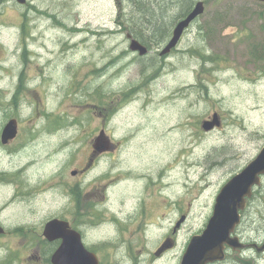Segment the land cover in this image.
<instances>
[{"label": "rangeland", "instance_id": "rangeland-1", "mask_svg": "<svg viewBox=\"0 0 264 264\" xmlns=\"http://www.w3.org/2000/svg\"><path fill=\"white\" fill-rule=\"evenodd\" d=\"M118 1L32 0L26 18L17 9L4 17L2 246L21 251L61 216L88 244L104 245L103 264H181L223 187L264 148V3L207 0L186 44L141 57L127 35L144 27L143 10ZM23 22L37 36L28 47L19 38ZM215 113L221 124L208 131ZM12 119L18 138L4 146ZM102 131L111 146L93 158ZM259 212L262 221L264 204ZM167 240L173 247L156 258Z\"/></svg>", "mask_w": 264, "mask_h": 264}, {"label": "water", "instance_id": "water-1", "mask_svg": "<svg viewBox=\"0 0 264 264\" xmlns=\"http://www.w3.org/2000/svg\"><path fill=\"white\" fill-rule=\"evenodd\" d=\"M24 3L25 0H18ZM264 3V0H253ZM204 13V3L199 2L192 13L182 21L174 32L169 45L162 51L165 56L175 49L185 31L191 23ZM132 52L140 56L148 55L149 50L143 47L139 42L133 41L130 45ZM220 120L217 113L213 115V121L204 122L203 128L208 131L220 126ZM102 131L94 142V153L98 154L109 150L107 137ZM18 135V120L12 119L4 128L2 134V143L7 144ZM76 175V172H73ZM264 176V148L259 155L249 163L244 170L235 175L221 190L206 229L201 236L193 237L181 264H209L222 261L225 258L224 250L227 245L237 247L239 239L232 237L236 226L241 223V212L246 209L247 199L252 196L254 187L259 186L261 178ZM185 221V217L182 218ZM180 223L177 225V228ZM176 230V229H175ZM5 230L0 227V234ZM44 236L48 240L63 239L61 247L53 255V264H100L97 255L86 250L79 232L70 229V224L60 219L49 221L44 229ZM173 244L167 240L156 252L161 255ZM245 263V262H243Z\"/></svg>", "mask_w": 264, "mask_h": 264}, {"label": "flooded vegetation", "instance_id": "flooded-vegetation-1", "mask_svg": "<svg viewBox=\"0 0 264 264\" xmlns=\"http://www.w3.org/2000/svg\"><path fill=\"white\" fill-rule=\"evenodd\" d=\"M137 1L119 0L118 5L121 6L124 2H126L133 9L132 13H135ZM206 1L207 0H152L154 8H156L154 11L155 16L157 17V20L159 19L157 30H155L152 35L148 36L142 34L141 31L137 32V30L133 31V35H130V33H128L127 37L129 43L131 44L133 41H137L143 47L149 49V51L154 48L164 50L174 37V32L178 25L182 21L186 20V18L192 13L199 2L204 3L203 14H205ZM140 2L145 4L144 0H140ZM32 4V0H25L23 4L18 0H0V22L2 23L0 24V28L6 25L7 19L5 22L4 17L7 15V12L9 10H22V16L26 18L28 16V9ZM200 18L201 17L199 16L191 23L189 28L185 29L177 47L186 44L185 38L187 32L191 30L195 26V24H197ZM58 23L60 24V22ZM138 25L139 24L137 23V25L134 27L137 28ZM19 29V38L23 42L22 47L29 46V44H27L29 39L31 42H34L37 39V36L35 39L33 33H30L28 31V25L26 22H23L22 26ZM159 55L161 56V53H159ZM17 138L18 137L9 141L7 144L2 143V145L5 146L13 144ZM92 157L99 159L98 154L92 153ZM90 159L91 155L89 158V165L91 161ZM263 193L264 177L261 178L260 185L254 187L252 196L247 199L246 209L241 212V223L236 226V229L232 234V237L239 239L240 245H238L237 247L227 245L224 250V260L209 264H264V220L257 221L254 217V214H257L258 212L260 218H263V214L259 212V205L261 206L262 204H264L261 201V196L263 195ZM244 217H246L248 224L244 222ZM53 219H60L62 221L68 222L70 224V229L80 233L86 250L90 253H93L94 255L96 254L99 263L103 264L102 257L99 254V251H101L100 247H104L103 244L99 246H92L91 244H88L86 234L82 231L80 226L67 217L58 216ZM88 220L89 219H83L81 220V222L86 223ZM46 224H44L43 226L44 228L43 232L41 233V237L29 242L28 244H24L23 246L22 244L18 246V248H22L21 251L2 246L0 243V264H16V262H19V260H21L22 262H19V264H53V255L61 247L63 239L48 240V238L44 236V229ZM176 231L174 230V232ZM5 232L6 233L4 234H0V240L2 238H7L5 236L8 234V232L6 230ZM171 243L173 244L172 241ZM103 252H105V250H103ZM164 252H162L159 256L155 254V257H161ZM20 253H24V255L21 256Z\"/></svg>", "mask_w": 264, "mask_h": 264}, {"label": "trees", "instance_id": "trees-1", "mask_svg": "<svg viewBox=\"0 0 264 264\" xmlns=\"http://www.w3.org/2000/svg\"><path fill=\"white\" fill-rule=\"evenodd\" d=\"M136 9H142L143 10L142 12L144 13V18H145L144 27H142V29H140L141 27L138 25V27L136 28L137 32L141 31V33L144 34L145 36L152 35L153 32L155 30H157V25L159 22V19L157 20V17L155 16L154 11L156 8H154V4L152 3V0H148L144 4L143 8H140V6L136 5L135 10ZM98 94H99V91L96 92V95H98ZM96 95L94 96V99L99 100L100 105L104 106L103 98H101V96L96 97ZM91 105H93V104H91ZM77 191H78V189H77ZM71 196L72 197L75 196L77 198L78 194L72 190Z\"/></svg>", "mask_w": 264, "mask_h": 264}, {"label": "bare ground", "instance_id": "bare-ground-1", "mask_svg": "<svg viewBox=\"0 0 264 264\" xmlns=\"http://www.w3.org/2000/svg\"><path fill=\"white\" fill-rule=\"evenodd\" d=\"M169 130V129H168ZM185 153L183 152L182 153V155H184ZM183 161V160H182ZM165 163V162H164ZM182 163V162H181ZM184 163V162H183ZM179 164V163H178ZM30 165H32L31 163H29L27 166H30ZM33 165H35V164H33ZM33 165H32V167H33ZM165 165V164H164ZM178 166H180V165H178ZM181 167V166H180ZM184 167V166H183ZM34 168V167H33ZM25 169V168H24ZM30 169V168H29ZM20 170V169H19ZM170 170V169H169ZM23 171V170H22ZM162 171H164L165 173H167L168 171L166 170V169H164L163 167H162ZM139 179V181H144L145 179H146V176H145V174H141V176L138 178ZM137 179V180H138ZM10 184V183H9ZM44 184V183H43ZM42 184V185H43ZM55 184V183H54ZM167 184V183H166ZM38 188V187H37ZM158 188V187H157ZM159 190H161V189H159ZM38 191V190H37ZM167 199V202H168V204L165 202V207L164 208H162L161 209V211L162 212H165L167 215L168 214H170V211H169V209H171L172 208V206H171V204H172V201H171V199H169V198H166ZM154 223H157V222H154L153 221V223L152 224H150V225H154ZM159 262V261H158ZM156 262L155 264H165V261H162V262Z\"/></svg>", "mask_w": 264, "mask_h": 264}]
</instances>
